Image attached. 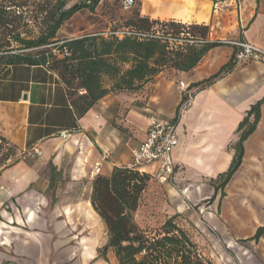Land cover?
<instances>
[{
  "label": "crops",
  "instance_id": "crops-1",
  "mask_svg": "<svg viewBox=\"0 0 264 264\" xmlns=\"http://www.w3.org/2000/svg\"><path fill=\"white\" fill-rule=\"evenodd\" d=\"M135 7L153 22L207 26L208 40L222 45L190 72L167 69L132 95L110 91L82 118L56 71L47 65L7 67L0 76V137L25 156L42 155L0 173V264H54L56 248L73 246L89 247L80 249L79 264H107L99 257L105 244L98 245L106 228L91 203L98 176L94 166L99 163V175L110 177L116 167L129 164L146 138L150 112L174 120L188 95L192 103L181 114L172 153L178 188H190L186 198L194 205L216 195L209 223L220 232L230 230L228 244L242 248L243 264H264V235L251 240L264 227V103L225 196L206 184L229 170L237 128L264 98V63L244 61L201 89L234 59L237 47L224 42H246L264 52V0H135ZM138 101H146V121L137 136L132 119ZM154 169L140 170L150 174ZM219 209L223 222L216 216Z\"/></svg>",
  "mask_w": 264,
  "mask_h": 264
},
{
  "label": "trees",
  "instance_id": "trees-1",
  "mask_svg": "<svg viewBox=\"0 0 264 264\" xmlns=\"http://www.w3.org/2000/svg\"><path fill=\"white\" fill-rule=\"evenodd\" d=\"M17 1H0V76L9 66L47 65L58 73L67 87L78 118L85 116L110 91L135 93L167 69L192 71L211 49L222 45L220 42H206L172 51L160 40H119L96 34L64 41L57 39V33L66 22L83 10L94 12L102 0H86L68 9L65 2L57 4L55 9L47 13L50 16L44 23L46 32L33 37L23 34L28 29L29 22L14 11L15 8L22 7ZM127 23L129 26H139L142 29H136L146 32L161 24L141 18L138 12ZM163 26L174 33L189 29L193 37L202 40H208L210 32L207 26H186L175 22L165 23ZM145 28L148 30H144ZM50 46L56 47L53 50L58 51L60 58L53 54V50L39 52L37 55L32 53ZM49 57L54 59V65L50 64ZM234 67L232 59L217 75L203 82L201 89L231 73ZM106 80L111 84L110 89ZM263 103L264 98L251 106L247 116L239 124V140L235 145L236 155L232 164L226 173L213 182L216 194L219 190L222 191V198L225 196V187L242 163L244 142L259 124ZM180 118L179 109L172 121L178 124ZM4 145L10 146V149L0 157L2 171L21 161L17 159L13 164L7 165L11 155L19 150L0 137V151ZM55 173L52 168V180ZM149 180L148 174L141 175L139 171L125 167H116L110 177L98 175L94 179L91 203L103 221L108 236L107 243L100 249L99 257L108 263V253L113 251L118 264H214L205 257L190 234L176 222L177 217L168 219L153 236L142 231L135 223L134 214ZM215 197L216 195L212 199ZM263 235L264 227H260L251 240L258 242Z\"/></svg>",
  "mask_w": 264,
  "mask_h": 264
},
{
  "label": "rangeland",
  "instance_id": "rangeland-1",
  "mask_svg": "<svg viewBox=\"0 0 264 264\" xmlns=\"http://www.w3.org/2000/svg\"><path fill=\"white\" fill-rule=\"evenodd\" d=\"M3 1V0H0ZM86 0H18V5L22 7L15 8L14 11L21 14L23 19L29 22L28 29L23 31V34L38 37L42 33L46 32V23L50 15H47L51 10L55 9L57 4L61 2L66 3V9L80 4ZM124 0H102L99 6L94 12L83 10L77 13L72 19L66 22L60 31L57 33V39L59 41L77 39L88 34H100L105 33L112 29L120 28H141L139 26H129L128 20L134 18L137 13V9L134 6L130 10H125L123 7ZM142 29V28H141ZM148 30V29H144ZM189 30V29H188ZM190 33V30H189ZM192 35V33H190ZM56 47L50 46L33 51L34 55L39 52H47L55 49ZM55 56L58 55V51L53 50ZM51 65H54V59L49 57ZM106 83H110L106 80ZM130 95L134 93H128ZM126 102H129L126 99ZM146 101H138V114L134 115L133 126L135 131L132 135H140L145 129V107ZM183 111H180L182 114ZM122 131L128 132L127 129ZM10 146L4 145L2 151H0V157L3 154L8 153ZM39 157L25 156L19 151H15L7 165L13 164L18 160H28L30 162H36ZM1 170V169H0ZM2 171V170H1ZM207 185L213 184V181L207 180ZM173 186V185H172ZM169 184H160L157 181L149 180L145 191L142 193L139 201V207L134 214L135 223L139 228L150 236L159 232L163 224L172 217H177L176 222L179 223L198 244L205 257L210 259L214 264H243L244 259L240 253L242 248L236 246H230L227 241L229 234H232L230 230L227 232H220L219 229L213 227L207 219V213L212 210V206L218 201L217 198L212 199L213 195H209L206 200L199 204L190 203L188 198L181 197L178 192V185L172 187ZM185 205L186 209L181 210L179 207ZM189 206V208H188ZM205 209L204 212L202 209ZM218 220L222 221L220 209L216 214ZM107 231L101 229L98 245L101 247L107 243ZM238 243V242H237ZM244 247V245H241ZM80 249L89 250L87 248L73 247H58L53 251V255H56L57 262L54 264H79L78 259H82ZM64 257V258H63ZM101 258V257H100ZM109 262L107 264H118L113 251L110 253ZM81 264L82 261H81Z\"/></svg>",
  "mask_w": 264,
  "mask_h": 264
},
{
  "label": "built area",
  "instance_id": "built-area-1",
  "mask_svg": "<svg viewBox=\"0 0 264 264\" xmlns=\"http://www.w3.org/2000/svg\"><path fill=\"white\" fill-rule=\"evenodd\" d=\"M135 6V0H124L123 7L125 10H130ZM165 23L156 25L151 31L146 32L133 27L112 29L105 33L96 35L105 38H116L122 40L124 38L137 39L139 41L145 40H160L166 43L170 50H184L188 46L201 45L209 40H202L199 37H193L187 30L180 33H174ZM225 44H233L237 47L233 62L235 67L244 61H255L264 63V52L252 44L246 42H224ZM234 67V68H235ZM192 103V96L188 95L187 99L180 106V111L187 110ZM184 112V111H183ZM177 124L172 120H164L156 113L150 112L149 126L145 140L141 143L139 148L134 151L132 160L125 168L129 170H137L141 175L148 174L142 172L140 169L145 165H155L152 173L148 174L151 180L157 181L160 184H169L176 186V166L174 164L172 153L178 145V136L176 133ZM41 152L36 151L31 157H40ZM101 172L100 164H95L94 173L99 175ZM181 196L187 197L190 188H178Z\"/></svg>",
  "mask_w": 264,
  "mask_h": 264
},
{
  "label": "bare ground",
  "instance_id": "bare-ground-1",
  "mask_svg": "<svg viewBox=\"0 0 264 264\" xmlns=\"http://www.w3.org/2000/svg\"><path fill=\"white\" fill-rule=\"evenodd\" d=\"M81 213V212H80ZM75 216V215H74Z\"/></svg>",
  "mask_w": 264,
  "mask_h": 264
}]
</instances>
